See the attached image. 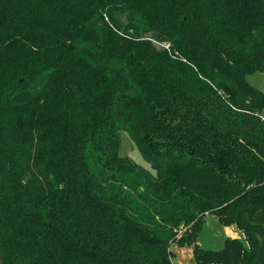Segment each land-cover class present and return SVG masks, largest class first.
I'll return each instance as SVG.
<instances>
[{
  "label": "trees",
  "instance_id": "obj_1",
  "mask_svg": "<svg viewBox=\"0 0 264 264\" xmlns=\"http://www.w3.org/2000/svg\"><path fill=\"white\" fill-rule=\"evenodd\" d=\"M254 73L264 0H0V264H264Z\"/></svg>",
  "mask_w": 264,
  "mask_h": 264
},
{
  "label": "rangeland",
  "instance_id": "obj_2",
  "mask_svg": "<svg viewBox=\"0 0 264 264\" xmlns=\"http://www.w3.org/2000/svg\"><path fill=\"white\" fill-rule=\"evenodd\" d=\"M247 81L256 88L264 90V73H254L248 75ZM121 138L122 144L120 147V155L124 157H130L142 167L150 169L149 163L143 159L139 150L132 142L129 134L126 131H121ZM183 233L184 230L181 231L179 236L181 237ZM228 238H238L246 247H249L246 235L237 225L225 227L219 223L216 215L212 213L206 214L204 225L197 239L200 246L206 250L221 251L224 248L225 242ZM172 250L174 253L173 264H192V261L189 257L191 251L189 250L188 244H185V247H182L176 243L172 246Z\"/></svg>",
  "mask_w": 264,
  "mask_h": 264
},
{
  "label": "crops",
  "instance_id": "obj_3",
  "mask_svg": "<svg viewBox=\"0 0 264 264\" xmlns=\"http://www.w3.org/2000/svg\"><path fill=\"white\" fill-rule=\"evenodd\" d=\"M189 250L191 251V254H190V260H192V258H193V251H192V248L191 247H189Z\"/></svg>",
  "mask_w": 264,
  "mask_h": 264
}]
</instances>
